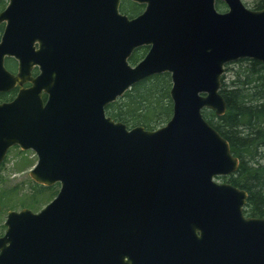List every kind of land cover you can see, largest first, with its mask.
I'll use <instances>...</instances> for the list:
<instances>
[{
    "label": "water",
    "instance_id": "95a60500",
    "mask_svg": "<svg viewBox=\"0 0 264 264\" xmlns=\"http://www.w3.org/2000/svg\"><path fill=\"white\" fill-rule=\"evenodd\" d=\"M26 2V30L2 46L32 86L0 104V164L12 146L35 151L40 184H60L39 211L9 210L0 264H264V217L248 192L218 177L238 170L229 141L204 117L226 112V65L264 64V7L243 0ZM9 18V17H8ZM26 32V33H25ZM36 44L38 47H36ZM149 49L136 64L133 52ZM171 75V118L128 127L106 107L137 82ZM47 95L46 101L42 94Z\"/></svg>",
    "mask_w": 264,
    "mask_h": 264
},
{
    "label": "trees",
    "instance_id": "16d2710c",
    "mask_svg": "<svg viewBox=\"0 0 264 264\" xmlns=\"http://www.w3.org/2000/svg\"><path fill=\"white\" fill-rule=\"evenodd\" d=\"M216 6L221 11L226 9V4L220 0ZM248 6L261 9L264 0H250ZM121 8L134 16L142 11L143 5L124 0ZM146 52L147 47H139L130 62L136 64ZM171 86L169 73L154 74L111 102L106 113L128 127L143 125L155 129L172 116ZM220 92L227 104L226 112L217 115L214 110L205 108L203 114L229 141L232 153L240 159L238 170L222 178L248 192L246 215L264 217V64L251 58L228 63ZM4 165L5 161L0 164V213L17 206L39 209L57 194L59 183L46 186L28 180L26 189L21 185L3 187ZM19 194H22L19 200L12 199Z\"/></svg>",
    "mask_w": 264,
    "mask_h": 264
},
{
    "label": "flooded vegetation",
    "instance_id": "af4514ba",
    "mask_svg": "<svg viewBox=\"0 0 264 264\" xmlns=\"http://www.w3.org/2000/svg\"><path fill=\"white\" fill-rule=\"evenodd\" d=\"M74 2L75 0H64V4H67V7L69 8L68 10L69 12L73 10L71 9L72 8L71 6L72 3ZM123 2L124 0H121L119 6L121 13H125L121 8ZM21 3L22 5H18L17 3H15L13 9H11L9 13H7V10L9 9L11 4V0H0V104L12 102L22 89L30 88L33 84L32 78L36 77L40 72L39 66L35 65L31 69L30 75L28 77L25 76V78H23L22 83L15 82L13 78L18 76L20 72V61L14 54L6 52L5 51L6 47L1 45L3 43L4 36L6 34L9 25L12 26V34L14 35L15 39L17 37V33H20L19 32L20 30L27 29L26 21L18 20L16 18L17 15L20 17H25L27 14V7H28L27 3L26 2H21ZM142 5H143V9H142L143 11L145 9V4ZM36 47H38L37 44ZM146 47L148 51L149 47L148 46ZM144 56L140 60H142ZM42 98L44 101H46L47 95L43 93Z\"/></svg>",
    "mask_w": 264,
    "mask_h": 264
},
{
    "label": "rangeland",
    "instance_id": "374dc122",
    "mask_svg": "<svg viewBox=\"0 0 264 264\" xmlns=\"http://www.w3.org/2000/svg\"><path fill=\"white\" fill-rule=\"evenodd\" d=\"M246 6H248V3L250 0H243ZM249 8H252L248 6ZM226 10V9H225ZM224 11V10H223ZM37 155L35 151L33 150H28V151H23L20 149L19 146H14L12 147L8 155L5 159V165L3 168V177L5 184L3 187H11L15 185H21L27 187L28 185V180H32L30 176V170L31 168L35 165L37 162ZM218 181L223 182V178H217ZM2 187V186H1ZM26 189V188H25ZM22 194H19L18 196H14L12 199H17L19 200V197H21ZM53 198L48 200L46 203H44L39 209H32L34 211H39L41 208H43L47 203H49ZM21 206H17L15 210H20ZM8 210H6L3 213H0V234H3L5 232V226L4 222L6 220Z\"/></svg>",
    "mask_w": 264,
    "mask_h": 264
}]
</instances>
